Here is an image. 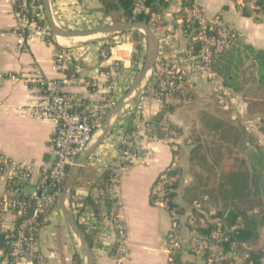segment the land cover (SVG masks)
Returning a JSON list of instances; mask_svg holds the SVG:
<instances>
[{
  "label": "crops",
  "instance_id": "crops-1",
  "mask_svg": "<svg viewBox=\"0 0 264 264\" xmlns=\"http://www.w3.org/2000/svg\"><path fill=\"white\" fill-rule=\"evenodd\" d=\"M239 3L238 0H190L185 5V0H163L158 11L147 5L145 13L150 12L152 24L155 15L159 16L162 22L161 25H153L160 40L158 59L171 56L178 49L187 50L190 47L191 38L184 33L177 19L192 5L199 6L208 17L222 14L224 24L237 33L241 43L256 50H264V20H258L250 9L242 8ZM50 6L56 24L64 29H90L93 26L115 24L110 17L105 16L101 0H50ZM244 10H247L249 15L245 14ZM12 11L8 0H0V32H6L5 36H0V74L18 76L0 80V153L32 166L33 174L31 179L24 183L25 189L33 191L41 179L42 172L49 169L55 159L53 139L56 125L53 122L34 119L26 113L29 101L36 95V91L28 82L29 76L36 68L41 69L44 76L50 80H63L75 74V79L64 86V91L70 96L85 97L91 103H98V100L106 97L112 104L110 113L130 94L116 116L109 134L80 167L93 174L92 180L79 184V168L73 183L74 193L72 196L71 192L68 194L66 203L74 212L79 224L85 221L96 231L91 247L95 264H114V225L107 217L102 220L97 218L91 205L83 207V201L92 195L95 202H99L102 188L98 182L101 176L112 165L128 164L115 188L119 204L118 217L125 223L128 231V264H169L173 251H178L183 264H204L199 256L191 252L189 244H183L177 249L170 248L167 237L172 227L170 212L153 202L155 182L159 174L171 164L176 152L172 142L156 137V130L152 126L149 130L146 128V122H151L163 107L148 89L151 86L153 71L148 74L139 89L132 91L149 51L147 37L136 41L132 30L78 43L74 42L76 38L61 42L59 39L62 37L53 35L50 41L35 35L25 50L12 33L17 25ZM107 41L111 44L108 48L105 47ZM138 45H141L139 50ZM57 46L68 53L66 66L61 70L55 67V59L59 53ZM106 50L107 57L103 55ZM134 58L138 59V66L133 64ZM69 68L72 72L67 71ZM200 79L207 84L206 79ZM93 83L97 85L95 92L92 90ZM235 92L241 94L248 102L243 92ZM193 95L197 101L205 96L196 87ZM206 95L214 96L209 91ZM172 105L176 108L172 113L166 114L167 120L181 130L174 142L178 145L180 164V184L176 189L175 201L188 212L193 206L200 204L195 201L193 205H189L184 198L185 191L194 183L189 171L192 148L190 136L195 128L192 118L197 117V114L180 109L183 105H189L186 102L174 101ZM202 109L199 112L200 120ZM130 130L132 131L129 134ZM101 133V129L96 131L92 145ZM127 137L134 138L136 147L131 150V145L128 146L129 151L126 154L122 153L121 147ZM129 153L132 155H128ZM133 155L135 161L130 162L129 159ZM5 191L6 185L0 180V198ZM75 202L78 204L75 205ZM206 206L211 215L215 213V206ZM102 208L105 209L104 206ZM6 218L8 227L17 222V217L12 213L7 214ZM42 222L38 240L44 264H87L80 241L59 203L47 213ZM181 222L180 234L184 239H188L190 228L187 214H181ZM242 248L246 250L247 247L242 244Z\"/></svg>",
  "mask_w": 264,
  "mask_h": 264
},
{
  "label": "built area",
  "instance_id": "built-area-1",
  "mask_svg": "<svg viewBox=\"0 0 264 264\" xmlns=\"http://www.w3.org/2000/svg\"><path fill=\"white\" fill-rule=\"evenodd\" d=\"M242 8H249L254 16L264 20V5L259 0H238ZM13 8V15L17 19V25L12 33L17 37L19 45L23 49L28 48L29 42L35 35H40L47 40L53 36L48 24L44 5L40 0H8ZM134 12L141 13L148 9L145 0H133ZM184 33L191 38V45L187 50L178 49L171 56H165L161 60L157 58L151 79L150 93L158 99L162 105L172 102L193 101V93L199 78L207 80L208 91L227 109H234L247 130L255 126V122L247 117L249 104L241 95L228 87L221 77L218 69V59L231 49L237 33L226 26L222 14L208 17L197 5H192L185 10L182 17L177 19ZM154 26L161 25V18L155 15ZM6 32H0L5 36ZM107 37V35H106ZM110 42L105 47H110ZM68 53L63 50L56 56L55 67L64 69ZM107 57V50L103 52ZM133 64L138 66L139 61L134 58ZM76 75L71 74L63 80L47 79L41 69L36 68L28 82L36 95L28 103L29 116L41 121L53 122L56 125L53 139L54 163L42 172L41 179L33 191L25 189L33 174L32 166L18 162L7 155L0 153V180L6 185V191L0 198V233H4L5 240L9 244L6 253L0 250V264H44L45 260L39 252L38 231L42 217L46 215L59 201L63 192L71 168L78 157L86 151L93 142L94 135L100 130L110 113L112 105L106 97L91 103L85 97L70 96L64 91V86ZM18 78L16 74H0V80ZM97 85L92 84L95 92ZM165 132L164 139L172 142L176 152L171 164L162 171L153 188L152 198L156 205L169 210L172 219V227L168 233V243L171 249H177L183 244H189L195 250L197 256L204 264H243L249 257L238 252L232 244L229 250H225L223 244L229 240L219 226L208 240L201 234V228L207 225L211 218L206 215L199 217L192 213L187 217L190 237L184 239L180 234L181 214L170 206L169 193L173 186L180 180L178 145L175 139L179 132L176 131L165 117L161 123ZM146 128H151L150 122H146ZM125 145L130 146L129 137ZM126 150V154H127ZM132 155V154H128ZM130 162L135 161V155ZM128 164L112 165L111 184L107 190L111 199H117L115 188L119 182L121 173L127 170ZM102 195V194H101ZM99 202L104 203L100 196ZM200 208V204L197 205ZM118 199L115 206L107 216L115 229V244L113 248L114 264H128L130 251L128 246V231L125 223L118 217ZM14 214L17 222L7 226V214ZM45 218V217H44ZM43 218V219H44ZM85 224H88L84 221ZM94 227L88 225V230ZM237 226L231 228L235 230ZM264 264V257L261 260Z\"/></svg>",
  "mask_w": 264,
  "mask_h": 264
},
{
  "label": "trees",
  "instance_id": "trees-1",
  "mask_svg": "<svg viewBox=\"0 0 264 264\" xmlns=\"http://www.w3.org/2000/svg\"><path fill=\"white\" fill-rule=\"evenodd\" d=\"M145 1L154 11H158L159 6L163 4V0ZM188 1L190 0H185V5ZM40 2L43 4V0ZM101 2L105 16L110 17L112 23L145 22L153 28L149 18L150 12L135 13L133 0H101ZM258 3L264 5V0H259ZM244 13L249 15L247 10H244ZM258 20L262 19L258 18ZM136 31L140 30L135 29L133 33L135 34ZM140 35L142 38L146 36L143 33ZM137 48L141 49V45H138ZM63 50L62 47L57 46L58 52ZM250 66L256 69L253 81L258 89L262 90L264 88V50H256L248 44L241 43L238 36H236L231 49L217 62V69L225 84L234 91L243 92L247 98L252 84L247 78ZM67 71L72 72L71 68ZM248 100L249 112H253V107L259 102ZM175 108L172 104H164L160 112L151 120L150 125L156 130V137L164 139L165 132L161 123L166 114L172 113ZM209 119L210 117L202 112V124L209 128V133L216 139L214 142L206 144H202L198 139L197 144L191 149L189 171L194 183L184 194L187 204L193 205L195 201H198L200 208L193 206L187 212L175 201L179 182L173 186L174 189L169 193L170 206L176 209L179 214H187V217L192 213H197L199 217L208 215L211 221H208L207 225L200 229L203 237L210 240L213 231L221 226L224 235L229 238L223 244L225 250H229L233 244L238 252L244 254L246 251L249 256L243 264H261L264 257V145L259 144L255 140L256 137L242 126L230 124L219 118H212L211 122H208ZM172 127L181 132L177 126ZM262 131L264 133V128ZM129 139L131 141L130 149L134 150L135 140L132 137ZM190 139L192 140L194 137L190 136ZM239 148L243 151L242 156H238L235 152ZM121 149L122 153H125L129 147L123 144ZM112 175V170L109 168L98 182L102 188L101 196L104 203L95 202L92 195L83 201V207L91 205L95 216L101 220L109 215L117 202V199H111L107 192ZM77 176L79 184L91 181L93 178V174L85 168H80ZM73 187L70 190L71 193L69 192L70 196L74 193ZM206 205L215 206V213L211 215L210 209ZM44 217H42V221ZM42 221L40 227L43 225ZM79 225L90 246L93 247L95 229L88 230V224L85 223ZM234 226L237 228L231 230ZM242 244L246 245V250L242 248ZM9 249L4 233H0V250L7 253ZM190 250L195 253L192 247ZM75 257L78 258L77 255ZM199 257L204 258L205 256L201 254ZM169 264H183L178 251L171 252Z\"/></svg>",
  "mask_w": 264,
  "mask_h": 264
},
{
  "label": "water",
  "instance_id": "water-1",
  "mask_svg": "<svg viewBox=\"0 0 264 264\" xmlns=\"http://www.w3.org/2000/svg\"><path fill=\"white\" fill-rule=\"evenodd\" d=\"M43 5L46 12V17L48 24L51 28L52 34L56 37L77 39V38H89L97 35H108L128 32L131 30H141L144 31L146 37L149 41V51L143 67L133 85L132 91L140 88L143 81L147 78L148 74L153 71L157 58L159 56L160 50V40L154 29L145 22H130V23H116L101 27L90 28L86 30H68L58 26L54 20L52 9L50 6V0H43ZM128 94L124 99H122L116 106V108L110 113L109 117L106 119L105 123L101 128V135L97 138L96 142L88 148L84 153H82L77 159L75 165L71 168L65 188L59 197V206L61 207L65 218L67 219L70 227L80 241L81 247L86 255L87 264H95L94 255L92 248L80 228V225L74 215L72 209L67 205L66 201L68 194L73 186L76 174L79 168L84 164V162L89 158L94 149L102 142V140L109 134L112 128V124L116 119V116L120 113L121 109L124 107L126 99L129 97Z\"/></svg>",
  "mask_w": 264,
  "mask_h": 264
},
{
  "label": "rangeland",
  "instance_id": "rangeland-1",
  "mask_svg": "<svg viewBox=\"0 0 264 264\" xmlns=\"http://www.w3.org/2000/svg\"><path fill=\"white\" fill-rule=\"evenodd\" d=\"M95 27L97 28L101 26L99 25L93 26L92 28H95ZM86 29L87 28L79 29V30H86ZM140 32L145 34L144 31H136V33L133 34V38L136 41H139L140 39H142L140 35L142 33ZM105 36L106 35H97V36L89 37V38H77L74 40V42L79 43L85 40L103 38ZM147 54L145 56V60H146ZM255 72H256V69L252 68L251 66L249 67V70L247 72V78L250 80V82H252V84L250 85V92H249V96L247 99H250V101L252 102L254 100L259 102L257 103L255 107H253L254 108L253 112H249L247 115V117H249L255 122V126L249 127L250 128L249 130L246 129V127L244 126L243 120L241 119L240 115L237 112H235L234 109L232 108L227 109L219 102V100L215 96L206 95V93H208V87L204 80L200 79L198 81V83L196 84V89L201 94H205V96L199 101H197L198 99H196V97L194 96L193 101L188 103L189 105H186V106L183 105L180 107L181 110H184L186 112L188 111L196 112L197 114V117L192 118L194 122L193 126H195V128L192 130V133H191V136L194 137V139H192V141L194 140V142L191 143L192 148L194 145L197 144L196 141L198 139L200 140L202 144H206L207 142L212 143L215 141L214 139H216L212 134L209 133V128L208 127L206 128L203 124H201L202 120H200L199 112L201 111L200 109L202 108H203L202 112L204 114H207L210 117L208 122H211L212 118H219L226 122H229L230 124L242 126L247 132H250V134L256 137L255 140L258 141L259 144L264 145V133L262 131L264 128V88L262 90L258 89V86L254 83L252 78H253V75L255 76ZM196 122H197V125H196ZM235 152L238 156H242L243 154V151L240 148L236 150Z\"/></svg>",
  "mask_w": 264,
  "mask_h": 264
},
{
  "label": "bare ground",
  "instance_id": "bare-ground-1",
  "mask_svg": "<svg viewBox=\"0 0 264 264\" xmlns=\"http://www.w3.org/2000/svg\"><path fill=\"white\" fill-rule=\"evenodd\" d=\"M60 40H61V42H66L67 40H73V39L61 38Z\"/></svg>",
  "mask_w": 264,
  "mask_h": 264
}]
</instances>
